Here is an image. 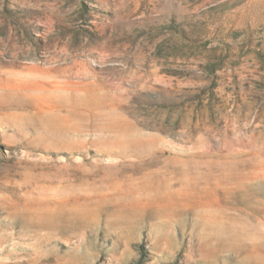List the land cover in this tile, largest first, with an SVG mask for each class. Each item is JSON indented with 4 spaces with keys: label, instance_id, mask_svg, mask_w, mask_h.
<instances>
[{
    "label": "rangeland",
    "instance_id": "1",
    "mask_svg": "<svg viewBox=\"0 0 264 264\" xmlns=\"http://www.w3.org/2000/svg\"><path fill=\"white\" fill-rule=\"evenodd\" d=\"M0 264H264V0H0Z\"/></svg>",
    "mask_w": 264,
    "mask_h": 264
}]
</instances>
